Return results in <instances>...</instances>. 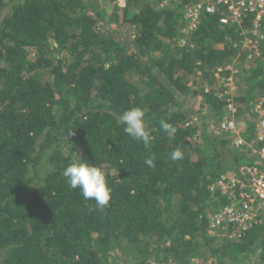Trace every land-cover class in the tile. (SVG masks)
<instances>
[{"label":"trees","instance_id":"16d2710c","mask_svg":"<svg viewBox=\"0 0 264 264\" xmlns=\"http://www.w3.org/2000/svg\"><path fill=\"white\" fill-rule=\"evenodd\" d=\"M188 4L115 0L107 16L95 0H0V264H112L111 251L118 264H264V222L211 228L210 216L237 200L212 184L257 160L200 111L216 124L236 101L237 131L253 138L264 16L261 37L249 14L224 25L204 14L191 28ZM124 28L135 30L130 42ZM256 39L259 56L244 45ZM230 76L235 89L225 92ZM133 107L146 113L150 150L119 123ZM176 148L184 156L173 161ZM81 156L105 170L103 211L63 176Z\"/></svg>","mask_w":264,"mask_h":264},{"label":"built area","instance_id":"2783aa9c","mask_svg":"<svg viewBox=\"0 0 264 264\" xmlns=\"http://www.w3.org/2000/svg\"><path fill=\"white\" fill-rule=\"evenodd\" d=\"M186 17L188 24L196 26L199 18L204 14H217L218 24L237 23L247 14L252 17L251 32L261 37L259 27L264 16V0H187ZM257 39L244 41L248 49L254 50L257 56ZM250 57V55H249ZM264 57V56H263ZM225 92L235 89V82L228 77ZM239 104L228 99L226 108L228 116L221 119L211 128L214 134L231 133V144L248 149V154L254 155L257 162L241 163L237 168L228 169L210 187L211 191L236 197V202L223 205L222 208L210 216L211 228L216 229L223 222L237 224V230L242 231L253 224L264 222V93H257L252 106L255 113L256 129L252 139L247 140L237 131L235 112ZM242 229V230H241Z\"/></svg>","mask_w":264,"mask_h":264},{"label":"clouds","instance_id":"9594fccd","mask_svg":"<svg viewBox=\"0 0 264 264\" xmlns=\"http://www.w3.org/2000/svg\"><path fill=\"white\" fill-rule=\"evenodd\" d=\"M146 113L140 107H133L122 113L119 117V123L124 125V132L132 139L142 142L145 149L150 150L153 143V137L146 128ZM161 129L169 136L175 134L176 129L166 120L159 121ZM184 153L180 148L171 152V160L177 161L183 159ZM149 167H155V156L151 155L145 159ZM63 176L71 189H79L86 200H94L96 208L103 211L112 199V188L109 187L106 173L102 166L95 163H89L88 159L81 156L79 159H73L72 162L63 170Z\"/></svg>","mask_w":264,"mask_h":264},{"label":"rangeland","instance_id":"374dc122","mask_svg":"<svg viewBox=\"0 0 264 264\" xmlns=\"http://www.w3.org/2000/svg\"><path fill=\"white\" fill-rule=\"evenodd\" d=\"M97 3H98V6L99 7H103L106 11H107V16H109L111 13H110V11H112V6H113V3H114V1L115 0H95ZM119 1V4H122L123 3V0H118ZM169 1H171V0H167V2H169ZM99 27H100V29L101 30H104L106 27L103 25V22L101 23V21H100V25H99ZM122 30V29H121ZM123 33L125 34V40L127 41V42H130L131 41V38L134 36V34H135V30H134V28H124L123 29ZM237 85H238V92L240 93V91L242 90V88L241 87H243V84H242V82L240 81V80H238L237 81ZM236 85V86H237ZM238 93V94H239ZM199 99V98H198ZM198 99H195L194 101L192 100L191 101V99H189L188 100V102H186L184 105H186V106H189L190 107V105H191V102L192 103H194L195 102V104H197V102L199 101ZM200 111H202V113L204 114V116H203V118H204V121L205 122H207L208 124V127H209V129H210V127H212L213 125H214V122H215V117L214 118H212V113H208V108H207V106H204L203 108H202V110H200ZM188 114H189V117L191 118V121L190 122H192V121H194L195 123L197 122V117H196V115L198 114L196 111H194L193 109L191 110V111H188ZM235 117H236V115H235ZM193 119V120H192ZM236 119V118H235ZM238 121L240 122V124H242V122H243V116L241 115V116H239V119H238ZM227 156V155H226ZM225 160L227 161V158L225 157ZM119 254V251H111L110 252V256H109V260H110V263H112V264H118V259H119V261L121 260L120 258H122L121 256H119L118 255ZM117 255V256H116ZM147 264H159V263H157V262H155V261H153V260H148V262H147ZM160 264H164V263H160Z\"/></svg>","mask_w":264,"mask_h":264}]
</instances>
